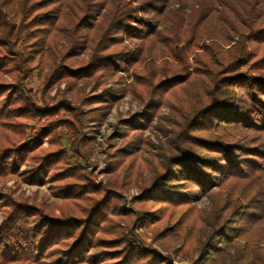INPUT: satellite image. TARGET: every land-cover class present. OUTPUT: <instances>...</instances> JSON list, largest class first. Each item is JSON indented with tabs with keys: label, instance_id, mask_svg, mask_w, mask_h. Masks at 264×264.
Wrapping results in <instances>:
<instances>
[{
	"label": "trees",
	"instance_id": "16d2710c",
	"mask_svg": "<svg viewBox=\"0 0 264 264\" xmlns=\"http://www.w3.org/2000/svg\"><path fill=\"white\" fill-rule=\"evenodd\" d=\"M55 36L65 38L68 46L58 54L48 45L55 56L58 54L56 58L52 55L51 69L58 59L61 62L73 58L77 48H89L92 53L84 66L54 68V76L76 72L75 77L83 79L102 72L103 76L104 72L135 74L147 60L144 72L151 87L145 105L148 119L142 117L133 123L138 130L143 129V123L147 127L160 108L158 92L166 86L170 90L179 83L203 80L199 83L203 91L198 96L187 101L178 96L166 104L180 117L174 123L178 129L174 136L176 153L161 156L166 160L163 174L141 196H150L159 184L165 186L166 192H174L167 180L182 179L188 184L183 198L194 192L213 198L211 212L199 217V231H206V235L197 264H264V151H253L248 134L241 135L249 132L264 137V0H0V49L5 48L13 56L6 57V61L5 56L0 58V70L11 63L10 70L19 74L16 82L30 70L26 66L33 62L35 52L43 53L40 46L49 39L55 42ZM19 43L21 51L16 50ZM121 45L122 50H112ZM163 56L179 64L172 84L171 79L154 84L158 70L154 61ZM12 90L18 92L14 87L6 91ZM9 92L3 99L9 97ZM21 99L18 93L12 103H0L3 129L15 126L10 119L20 115L11 108L20 105ZM4 109L7 118L2 113ZM263 145L258 146L264 150ZM24 146L4 153L8 157L1 166L21 162L30 152ZM54 157L48 156L44 164ZM216 189L223 193L213 194ZM78 190L74 188L67 194ZM178 194L169 197L160 191L149 201L164 198L175 202ZM141 198L139 201L144 200ZM189 198L182 203L194 200ZM11 206L12 216L19 214V222L26 218V213L21 216L17 209L25 206L27 210L29 205L12 202ZM96 215L95 212L91 218ZM63 222L44 220L37 232L16 228L19 224L7 231L0 227V264H34L52 242L71 238L84 223L83 219ZM86 232L77 245L68 248V253L53 251L63 255L61 262L69 261L67 254L75 256L89 248ZM115 252L119 264H126L130 256L138 258L146 253L132 242Z\"/></svg>",
	"mask_w": 264,
	"mask_h": 264
},
{
	"label": "rangeland",
	"instance_id": "374dc122",
	"mask_svg": "<svg viewBox=\"0 0 264 264\" xmlns=\"http://www.w3.org/2000/svg\"><path fill=\"white\" fill-rule=\"evenodd\" d=\"M9 10L7 8L6 12ZM20 44L16 47L18 51L22 50ZM48 45L60 54L65 52L68 41L55 36V42L49 39L40 46L43 53L35 52L33 62L26 66L30 70L20 75L19 82L15 81L19 74L10 70L11 63L0 70V94L3 93L0 103H12L18 93L22 98L20 105L11 108L16 111L15 115H20L10 119L15 126L9 129L0 126V159L3 157L0 162V227L7 231L19 224L16 228L37 232L44 220L61 219L67 224L68 219H83L84 223L73 231L71 238L52 242L45 252L39 253L34 264H119L115 251H121L130 242L139 244L146 253H141L139 259L130 256L126 264H197L206 235V231H199V217L211 212L213 198L196 195V192L183 198L181 195L188 191V184L182 179L167 180L166 184L171 185L174 192H166L165 186L159 184L150 196L141 195L146 189L151 190L156 177L163 174L166 160L161 156L176 153L174 136L178 129L174 123L180 117L166 104L178 96H183L184 101L198 96L200 90L203 91V85L199 84L203 80L179 83L170 90L166 86L158 92L160 108L150 119L151 123L147 127L141 124L143 129L138 130L133 123L142 117L148 119L145 105L151 87L144 72L147 60L135 74L104 72L103 76L102 72L83 79L76 78V72L65 77L54 76L51 74L54 68H70L72 64L77 68L84 66L92 52L89 48H77L78 53L73 58L61 62L58 59L51 69L52 55L56 58L58 54L55 56ZM122 49L123 45L112 48L114 52ZM2 56H5L3 61L13 57L5 48L0 49V58ZM193 56L190 55L189 62ZM154 64L158 69L154 84L168 79L171 83L179 72L178 61L168 56L155 60ZM11 87L18 92L6 91ZM8 92L9 97L3 99ZM2 113L5 114L6 109ZM246 134L253 141V151H264L258 146L263 145L264 137L249 132L241 135ZM32 139H35L33 143ZM24 145L30 152L21 162L18 160L19 164L13 161L1 166L8 157L4 153ZM50 155L55 157L44 164ZM74 188L79 190L67 194ZM160 191H165L169 197L175 192L179 194L174 196L175 202L164 198L149 201ZM219 193L223 191L216 189L213 194ZM140 198L144 200L139 201ZM188 198L194 200L182 203ZM12 202L29 205L27 210L25 206L16 207L21 216L26 213V218H21L20 222L19 214L12 216ZM95 212L97 215L91 218ZM33 213H39L44 220L39 214L31 216ZM10 217L13 218L10 220ZM84 231H87L89 248L75 256L67 254L69 261L61 262L63 255L53 251L68 253L69 247L82 240L80 236ZM120 241L124 244H119Z\"/></svg>",
	"mask_w": 264,
	"mask_h": 264
}]
</instances>
